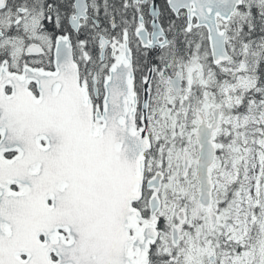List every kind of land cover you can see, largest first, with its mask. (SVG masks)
I'll use <instances>...</instances> for the list:
<instances>
[{"label": "snow or ice", "instance_id": "6c2138e0", "mask_svg": "<svg viewBox=\"0 0 264 264\" xmlns=\"http://www.w3.org/2000/svg\"><path fill=\"white\" fill-rule=\"evenodd\" d=\"M0 264H264V0H0Z\"/></svg>", "mask_w": 264, "mask_h": 264}]
</instances>
